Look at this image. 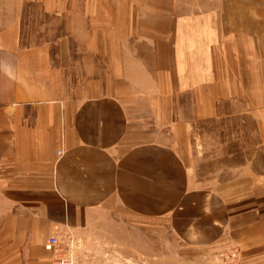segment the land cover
<instances>
[{
	"label": "crops",
	"instance_id": "0c3cea01",
	"mask_svg": "<svg viewBox=\"0 0 264 264\" xmlns=\"http://www.w3.org/2000/svg\"><path fill=\"white\" fill-rule=\"evenodd\" d=\"M24 1L0 0L3 264H49L50 235H82L106 212L159 214L160 182L196 190L189 150L204 149L194 134L228 112L225 101H241L264 145L260 0H40L42 13L77 28L89 61L74 85L47 44L22 43ZM234 198L227 233L255 256L264 180Z\"/></svg>",
	"mask_w": 264,
	"mask_h": 264
},
{
	"label": "rangeland",
	"instance_id": "374dc122",
	"mask_svg": "<svg viewBox=\"0 0 264 264\" xmlns=\"http://www.w3.org/2000/svg\"><path fill=\"white\" fill-rule=\"evenodd\" d=\"M262 1L260 6L264 5ZM41 6L40 0L24 1L22 43L47 44L54 65L74 85L80 69L89 61L83 45L76 41L77 28L65 29L70 19L44 14ZM74 20L75 17L72 23ZM239 109L240 100L225 101L221 106V111H228L225 115L198 123L199 129L194 135L201 140L204 152L199 156L189 150L191 181L193 187L198 186L196 190L189 193L178 187V181H172L167 183H176L177 190L168 191L167 183L160 182L159 214L106 212L95 218L82 235L73 236L69 232L62 235L63 253L70 254L75 264H264L262 248H254L256 255L246 257L243 248L227 233L235 205L231 199L241 195L250 182L264 180V145L257 143L256 121ZM169 174L160 173V176ZM5 180L0 176L2 187ZM7 196L5 188L1 189L0 251L9 249L4 233L8 226L5 222L9 210ZM52 257L53 251L49 264Z\"/></svg>",
	"mask_w": 264,
	"mask_h": 264
},
{
	"label": "built area",
	"instance_id": "2783aa9c",
	"mask_svg": "<svg viewBox=\"0 0 264 264\" xmlns=\"http://www.w3.org/2000/svg\"><path fill=\"white\" fill-rule=\"evenodd\" d=\"M57 153L60 155L61 151ZM61 236L60 232L55 231L47 238L48 246H51L53 249L52 264H75L70 254L63 253Z\"/></svg>",
	"mask_w": 264,
	"mask_h": 264
}]
</instances>
